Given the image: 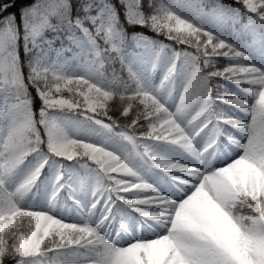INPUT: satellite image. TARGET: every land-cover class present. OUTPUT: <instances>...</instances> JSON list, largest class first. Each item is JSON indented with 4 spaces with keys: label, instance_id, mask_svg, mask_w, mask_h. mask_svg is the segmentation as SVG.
<instances>
[{
    "label": "snow or ice",
    "instance_id": "6c2138e0",
    "mask_svg": "<svg viewBox=\"0 0 264 264\" xmlns=\"http://www.w3.org/2000/svg\"><path fill=\"white\" fill-rule=\"evenodd\" d=\"M0 264H264V0H0Z\"/></svg>",
    "mask_w": 264,
    "mask_h": 264
}]
</instances>
